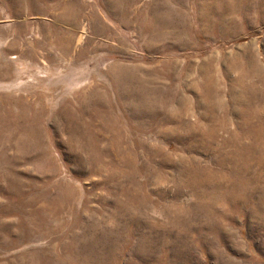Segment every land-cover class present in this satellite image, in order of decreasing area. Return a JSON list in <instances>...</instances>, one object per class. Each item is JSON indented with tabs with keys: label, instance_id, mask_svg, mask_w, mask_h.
Wrapping results in <instances>:
<instances>
[{
	"label": "rangeland",
	"instance_id": "obj_1",
	"mask_svg": "<svg viewBox=\"0 0 264 264\" xmlns=\"http://www.w3.org/2000/svg\"><path fill=\"white\" fill-rule=\"evenodd\" d=\"M262 152L264 0H0V264H264Z\"/></svg>",
	"mask_w": 264,
	"mask_h": 264
},
{
	"label": "bare ground",
	"instance_id": "obj_2",
	"mask_svg": "<svg viewBox=\"0 0 264 264\" xmlns=\"http://www.w3.org/2000/svg\"><path fill=\"white\" fill-rule=\"evenodd\" d=\"M208 82H209V79L207 80ZM203 83H205V82H203ZM202 83V84H203ZM210 83V82H209ZM210 85V84H209ZM205 87V86H204ZM202 89V88H201ZM208 89V88H207ZM205 90V95L206 96H208L209 98L210 97H213L215 94H216V91L215 90H212V89H209V90ZM203 90V89H202ZM202 90H200V91H202ZM198 92V91H197ZM197 97V96H196ZM229 97V96H228ZM203 99V98H202ZM207 99V98H206ZM204 100V99H203ZM195 101V100H194ZM227 101H229V99L227 100ZM231 101V100H230ZM198 102V101H197ZM205 102V101H204ZM211 102V101H210ZM206 103H207V101H206ZM213 107H215L214 105H213ZM261 132V131H260ZM261 139V138H260ZM262 141V140H261ZM255 145H257V144H255ZM237 149V148H236ZM258 150V149H257ZM249 152V151H248ZM237 153V152H236ZM262 153H264V152H262ZM250 155V154H249ZM244 159V158H243ZM225 172V171H224ZM198 184V183H197ZM248 204V203H247ZM256 204V203H255ZM254 205V204H253ZM252 205V206H253ZM246 206V205H245ZM259 206V205H258ZM248 207V206H247ZM259 210V209H258Z\"/></svg>",
	"mask_w": 264,
	"mask_h": 264
}]
</instances>
